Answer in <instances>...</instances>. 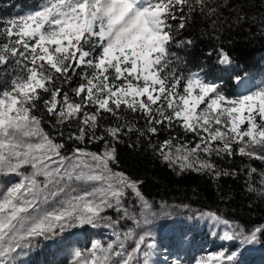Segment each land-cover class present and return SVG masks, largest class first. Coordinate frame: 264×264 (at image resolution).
Instances as JSON below:
<instances>
[{"label": "snow or ice", "instance_id": "6c2138e0", "mask_svg": "<svg viewBox=\"0 0 264 264\" xmlns=\"http://www.w3.org/2000/svg\"><path fill=\"white\" fill-rule=\"evenodd\" d=\"M258 3L264 12V0ZM223 9L246 18L233 0H42L0 20V177L9 178L0 182V264H14V254L37 238L84 225L111 229L114 239L91 242L71 264H150L155 243L149 231L137 229L152 223V205L140 182L113 167L123 135L150 139L161 128L191 134V140L170 136L153 147L178 174L236 176L214 158L247 161L240 169L246 190L264 198V88L228 98L196 75L185 80L170 59L173 43L191 45L176 37L194 14L215 28ZM218 54L221 64H231L223 48ZM126 114L143 119L144 127ZM105 117L115 126L97 135ZM61 126L76 128L68 141L103 142L104 148L66 152L57 140L64 136ZM129 193L139 212L126 206ZM202 216L232 228L213 212ZM126 221L133 227L122 230ZM258 234L264 225L249 234L225 231L223 239L252 243ZM234 259L219 252L195 264Z\"/></svg>", "mask_w": 264, "mask_h": 264}, {"label": "trees", "instance_id": "16d2710c", "mask_svg": "<svg viewBox=\"0 0 264 264\" xmlns=\"http://www.w3.org/2000/svg\"><path fill=\"white\" fill-rule=\"evenodd\" d=\"M41 2L42 0H0V20L10 18L18 9L29 11ZM233 2L234 8L244 7L245 19L237 20L234 10L223 9L220 17L222 23L218 21L213 28L207 17L194 14L186 28L177 34V41H192L191 45L173 43L170 46L173 66L185 80L194 72L206 79L216 80L218 67L215 63L219 60L218 53L221 48L230 55L234 67L242 68L243 72L258 70L264 57V12L261 11L258 0ZM242 77L244 76L233 74L228 77L227 80L230 81H225L224 86L229 91L233 88L231 80ZM126 119L136 121L137 127L142 128L145 125V121L138 119L135 114H126ZM113 126V119L105 117L97 135L102 134L104 128ZM44 127L46 131L56 135V130L48 123ZM61 130L64 131V136L57 137V140L65 142L66 152L77 146L93 152H99L104 147L103 142L74 144L67 140V136L70 132H75L76 128L61 126ZM176 135L184 137L185 140L191 139V134L184 136L183 133L169 132L163 128L150 139L147 136L139 137L136 133L123 135L121 142L115 145L118 164L113 167L140 182L139 188L150 204L186 207L196 212H213L243 230H254L264 225V198L246 190L247 177L240 171L247 161L242 163L238 157L215 159L219 168L229 171L235 169L238 173L236 176L216 179L193 171L178 174L179 169L163 161L153 147H158L165 139ZM258 239L264 244V234H258ZM49 257L47 251L35 250L31 264H45Z\"/></svg>", "mask_w": 264, "mask_h": 264}, {"label": "rangeland", "instance_id": "374dc122", "mask_svg": "<svg viewBox=\"0 0 264 264\" xmlns=\"http://www.w3.org/2000/svg\"><path fill=\"white\" fill-rule=\"evenodd\" d=\"M23 12L25 11L18 9L11 17ZM215 64L218 67L216 80L206 79L203 75H198L196 72L190 76L196 75L205 82L216 84L223 95L232 99L264 88V57L259 63V68L256 72H243L242 68H236L232 64H221L219 60ZM233 70L236 72H232ZM233 74H240L244 77L231 80L233 88L228 91L224 83L225 81L229 82L230 80L227 79ZM191 139H193L192 136ZM8 179L0 177V182L7 184ZM125 203L130 209L134 208L139 212L137 200L131 193H129ZM151 205L152 211L155 214L152 218V223L146 226V229H137V233L143 234V231L146 230L151 233V236L148 238L149 241L155 242L157 239L164 241V245H160L158 250L162 251L166 248L165 253L167 256L165 260L168 258L167 264H174L177 260L181 264H195V260L208 254L219 252H224L226 256L230 254L234 255V261H225V264H264V257L262 256H257L253 260V256L256 255L254 253L256 249L262 248L264 250V244L259 239L252 243H244L241 239L231 241L223 239L225 231L231 232L235 229L249 234L252 230H243L232 223H230L232 228H228V226L219 224L211 218L202 216L203 213L208 212H196L186 207L166 206L158 203ZM108 215L113 216V218L116 216L112 211H109ZM204 218L207 219V222H204L205 225L196 222L198 220L202 221ZM186 222H194V225L192 224L190 228V225L186 224ZM182 223L186 224L183 225L184 229L178 226V224ZM128 227H133L132 222H123L121 226L122 230H127ZM169 228L174 233L180 232V236L164 237ZM112 239H114L112 230L102 226L93 228L90 225H84L67 228L63 232L58 231L56 235H50L47 239L37 238L30 248H26L22 252L18 250V253L14 254V264H31V257L35 250H44L50 254L45 264H71L76 251H85L90 247L91 242L95 240L107 243ZM152 261H154L153 256L150 258V264Z\"/></svg>", "mask_w": 264, "mask_h": 264}, {"label": "bare ground", "instance_id": "6f19581e", "mask_svg": "<svg viewBox=\"0 0 264 264\" xmlns=\"http://www.w3.org/2000/svg\"><path fill=\"white\" fill-rule=\"evenodd\" d=\"M196 222H199V223H202L203 225H205V223L204 222H207V219H205L204 218V220H198V221H196ZM186 224H189L190 225V228H191V225L193 224L194 225V222H186ZM185 223H182V224H178V226H180L181 228L183 227V225H186ZM185 227H183V229H184ZM224 234V233H223ZM167 236H169V238L170 237H173V236H175V237H179L180 236V232L179 233H174V232H172L171 231V228H169L167 231H166V233L164 234V237H167ZM154 242V241H153ZM155 249L153 250V258H154V261H152V263L151 264H167V259L165 260V257L167 256L166 255V253H165V249L166 248H164L162 251H159L158 249V247L160 246V245H164V241L163 240H159V239H157L155 242ZM219 249V248H218ZM165 253V254H164ZM254 253H256V255H254L253 256V260L257 257V256H262V257H264V250L262 249V248H259V249H256L255 251H254ZM250 262H251V260H250Z\"/></svg>", "mask_w": 264, "mask_h": 264}]
</instances>
